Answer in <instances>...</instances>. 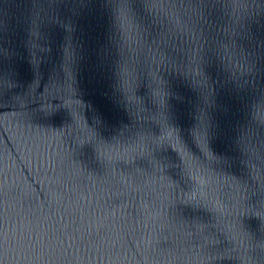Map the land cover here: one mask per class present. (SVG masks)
<instances>
[{"label": "water", "instance_id": "1", "mask_svg": "<svg viewBox=\"0 0 264 264\" xmlns=\"http://www.w3.org/2000/svg\"><path fill=\"white\" fill-rule=\"evenodd\" d=\"M141 36L163 47L128 80ZM0 51V264H264V0H0Z\"/></svg>", "mask_w": 264, "mask_h": 264}, {"label": "snow or ice", "instance_id": "2", "mask_svg": "<svg viewBox=\"0 0 264 264\" xmlns=\"http://www.w3.org/2000/svg\"><path fill=\"white\" fill-rule=\"evenodd\" d=\"M151 3V0H140V6L145 7L147 4ZM131 4V0H108V6L113 9L114 14L118 18H123L125 11L127 10L128 6ZM166 26L165 31L172 37L177 35L181 37H185L187 35V46L189 52L185 56L186 63H194L195 58L191 53V49L197 46V41L195 35L188 29L187 24L185 23V18L182 13H176L171 16L165 15ZM143 37L141 36L140 39L133 45L127 48L126 50V59L122 62L121 71L122 74L127 77L128 80H133L137 78L140 72L143 70V59L145 52L149 54V57L152 58L153 49H155V55H160V48L163 47L162 44L158 45L156 41L152 42V48H147L145 44L142 46ZM15 66L9 63L8 56L0 51V95L5 94L8 89L5 81L9 79L15 78ZM182 74V73H179ZM202 78V77H201ZM69 119H72L71 115H69ZM173 121L168 119L166 124H172ZM152 131L155 134H159L161 131V126H155ZM183 142L188 143L192 147L195 148L196 152L198 153L199 161L203 162L204 160H208L210 162H215L218 158L212 156V154L207 149V144L205 137L202 134V129L199 126H193L190 130L184 131L182 130L179 133ZM154 138V137H153ZM95 141L97 144V151L100 152L101 149L107 147L111 149L120 148L122 150L127 151L128 145L130 142L123 141V143H117L116 141H105L103 137H100L98 134L95 136ZM137 137H134V140L137 142ZM145 147L151 148L152 144L148 143ZM196 160V157L192 158ZM185 166H189L191 161L185 160L183 161ZM251 172L249 174L250 178ZM183 182V181H182ZM261 195L259 199L256 200L255 204L253 205V219L257 221V224L264 222V187L260 190ZM261 248H264V244L260 245ZM228 257L232 258L231 250L224 251L220 259ZM234 260V259H233ZM235 264L236 261L234 260ZM246 264V261H245Z\"/></svg>", "mask_w": 264, "mask_h": 264}]
</instances>
